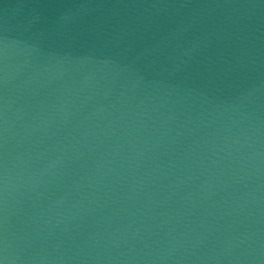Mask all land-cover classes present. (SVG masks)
Returning <instances> with one entry per match:
<instances>
[{
    "label": "water",
    "instance_id": "95a60500",
    "mask_svg": "<svg viewBox=\"0 0 264 264\" xmlns=\"http://www.w3.org/2000/svg\"><path fill=\"white\" fill-rule=\"evenodd\" d=\"M0 264H264V0H0Z\"/></svg>",
    "mask_w": 264,
    "mask_h": 264
}]
</instances>
